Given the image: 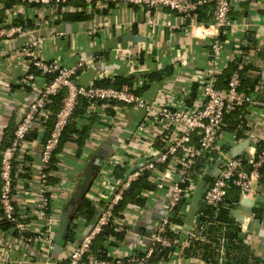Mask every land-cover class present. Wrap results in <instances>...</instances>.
Instances as JSON below:
<instances>
[{
  "label": "crops",
  "instance_id": "0c3cea01",
  "mask_svg": "<svg viewBox=\"0 0 264 264\" xmlns=\"http://www.w3.org/2000/svg\"><path fill=\"white\" fill-rule=\"evenodd\" d=\"M75 10L72 4L42 6L0 0V27L14 21L26 24L22 33L0 38V150L6 138L5 132L13 130L43 82L36 75L30 86L21 88L17 84L30 66L21 46L25 41L40 37L38 54L41 60L57 61L66 68L75 66L80 59L84 60L76 77L77 82L83 85L102 78L113 79L118 75L129 77L141 88L146 82V73L170 67L169 74L152 81L140 93L156 107L170 104L176 109L183 106L197 109L204 100L203 81L209 77L217 79L230 61L240 59L242 65L248 66L249 74L259 79V86L249 94L252 102L245 108L246 129L241 130L243 138L238 139L235 129L226 126L217 140L219 151H213L212 162L222 157H234L236 152L233 148L244 141L248 146L239 153V157L244 155L249 161L253 159L257 142L264 140V0H231V24L223 30L225 41L222 50L214 56L209 54V43L218 37L219 30L206 26L193 34L187 19L169 9H140L117 3L87 4L85 10L91 16L89 19H65V12ZM126 34L141 36L144 40H118L119 36ZM194 84L196 94L191 98ZM189 99L190 104L186 102ZM46 120L36 119L15 158L16 175L25 172L28 175L18 178L13 201L18 222L24 226L21 231L35 235L51 227L53 247L46 249L45 243L38 239L26 241L13 235L12 230H0V264H67L71 251L81 242L89 226L84 219L76 218L63 245L56 243L55 238L64 212L73 209L76 185L81 182L86 170H93L86 197L100 209L105 203L101 196L111 197L114 193L117 181L113 176L115 166H124L127 175L133 166L153 162L161 151L155 146L156 140L166 131L164 124L156 122L153 117L145 120L144 111L135 106H111L108 103L88 106L86 114L78 122L80 125L90 124L87 138L81 147L73 139L62 146L57 155L56 169L50 173L54 179L49 191L50 210L47 216H38L35 212L39 209L40 187L36 173L42 166ZM143 121L145 125L139 129ZM166 138L167 144L171 136ZM162 165L155 163L150 169L158 186L146 193L145 204H129L123 215L114 219L116 226L125 229L122 239L116 244H111L112 238L105 242L106 254L112 260L110 264H207L196 257H184L177 249L166 261H129L138 252L144 253L164 215L168 189L176 173L170 162ZM257 179L258 176L254 179L253 191L242 196L232 210L239 211L248 221L245 231L243 224L239 223L240 238L248 243L258 264H264V212L261 218L254 217L255 209L264 208V183H259ZM244 197L252 203L251 211L244 209ZM186 207L181 206L182 212ZM231 212L232 219L237 221ZM169 228L180 238L188 236L189 232L183 225L171 223ZM205 232L206 228H203L202 238L207 239ZM232 264L244 263L232 261Z\"/></svg>",
  "mask_w": 264,
  "mask_h": 264
},
{
  "label": "built area",
  "instance_id": "2783aa9c",
  "mask_svg": "<svg viewBox=\"0 0 264 264\" xmlns=\"http://www.w3.org/2000/svg\"><path fill=\"white\" fill-rule=\"evenodd\" d=\"M17 3L36 4V5H61L70 1H82L88 5H103L106 3H117L129 5L142 9L156 10L158 8L169 9L187 19L190 32L195 34L197 31L206 26H211L214 29L228 27L231 24V0H14ZM204 3L212 4V18L208 23L197 22L195 20L194 11ZM150 24L153 20H149ZM37 24V23H36ZM23 25L13 24L9 22L7 25L0 27V38H10L22 33ZM41 38L25 41L21 46V51L27 56L30 64H33L40 70L39 78L43 82L38 89L36 97L22 111L14 130L13 137L10 143L0 150V204L3 214L6 219L14 224V227L21 231L24 226L18 222L15 215V206L13 204L12 194V164L17 154L26 140L27 135L33 129L34 123L38 118H46L48 111L46 103L48 97L65 89L66 94L62 99L60 109L58 110L53 127L43 142L41 154V169L36 173V178L39 184V209L35 212L36 215L47 216V208L50 205L51 199L49 191L51 185L47 181V173L44 168L47 165L52 152L57 148L61 132L73 108L77 102L78 96H83L89 106H95L101 103L109 105L121 104L127 106H135L144 111V119L153 117V119L164 124L166 130L172 131L167 135L171 136L170 141L165 144L164 150H161L153 162H147L141 165L132 173L125 175L123 178L117 179L114 193L111 197L101 196L105 199V203L99 213L94 225L87 231L81 242L70 253L67 264H110L111 261L99 259L90 252V245L94 237L102 231V229L113 222V207L121 199L122 194L127 190L132 181L136 180L143 169H152L155 163L164 164L170 162L174 168L176 177L170 184L168 189V202L164 211V215L159 220L155 230L151 235V241L148 247L144 250L142 256H133L129 258L130 262L140 263L146 262L147 258L153 251V246L156 244L162 247H173L174 251L182 255L184 248L189 245L187 237L180 238L168 234L170 230V219L173 217L179 203L184 200L189 203L192 191L201 173H196L190 176L189 173L196 164L199 158H206L208 164L213 161V151L218 150L217 140L222 133L224 125V117L227 113L235 110L237 106L243 103H251L252 97L249 94L239 92L240 78L237 71L233 72L228 78L224 88L216 85V79L209 77L205 79L201 85L204 100L201 105L190 110L189 107L183 106L176 109L170 104H164L156 107L152 103L146 101L141 94L137 93L139 89L138 83L131 85L123 84L120 88L112 86H100L95 83L90 85L79 84L76 80L77 73L80 67L84 65V60L72 67L66 68L61 66L57 61H43L39 58V47ZM211 56L220 53L224 46V41L215 38L209 43ZM46 75H53L50 81L46 80ZM35 76L26 73L25 76L19 79L17 83L21 88L30 86L35 80ZM144 80V78H143ZM142 82V78L140 79ZM145 121L138 126L143 129ZM194 135L197 136L194 139ZM257 160L251 159L249 163L253 165L252 170H247L240 158L226 157V160L220 165V173L214 178L203 195L201 204L195 217V224L199 222V216L202 214V209L208 205L218 206L223 202L227 190L231 185L238 187L242 196L253 191V183L257 173V167L264 160V147L257 156ZM206 165V166H207ZM205 169V168H204ZM194 185V187H193ZM203 206L201 209L200 207ZM125 228L116 226L115 230L122 231ZM169 229V230H168ZM26 241L38 239L45 243L46 249L53 247V232L51 227H46L41 233L22 237ZM224 245L220 248L222 255L225 246L228 244L223 241ZM173 251V254H174ZM172 254V255H173ZM220 262L222 258L220 257Z\"/></svg>",
  "mask_w": 264,
  "mask_h": 264
},
{
  "label": "trees",
  "instance_id": "16d2710c",
  "mask_svg": "<svg viewBox=\"0 0 264 264\" xmlns=\"http://www.w3.org/2000/svg\"><path fill=\"white\" fill-rule=\"evenodd\" d=\"M14 1V0H13ZM9 4V3H7ZM74 5L77 10L73 12H65L64 17L67 20L71 21H82L87 20L91 16L86 13V6L82 1H73L67 2L61 5ZM195 20L197 22H206L208 23L212 18V4L211 3H204L196 8L194 11ZM22 22V21H21ZM19 21H14L13 24H21L23 27H26V24H23ZM226 27L221 28L219 30V38L225 41V37L222 34L223 30ZM246 48V47H245ZM248 66L242 65L240 59H233L230 61L224 71L217 76L216 85L218 87L224 88L228 78L232 75L233 72L237 71L240 83H239V92L243 94H251L254 92L257 87L259 86V79L255 76H252L248 72ZM171 72V68L167 67L164 70L159 71H151L144 75L146 82L144 85L137 89V93H142L152 81L160 80L165 74H169ZM28 73L33 75H39L40 70L36 68L33 64H30ZM53 78V75H46V80L50 81ZM132 80L129 77L123 76H115L113 79L110 78H102L97 80L93 83L100 85V86H112L115 88H120L123 84L131 85ZM92 83V84H93ZM195 84L193 86V90L191 92V98H194L196 94ZM66 91L62 89L57 93L50 95L48 97L46 103V109L48 111L47 120L45 122L46 127V137H48L53 124L55 122V117L60 109L62 99L65 96ZM190 104V99L186 101ZM248 103H243L237 106V108L229 113H227L224 117V125L223 129L227 126V128L235 129L237 138H243V131L246 129L245 125V113H246V106ZM89 104L88 101L83 96H78L77 102L73 108L71 115L69 116L67 123L65 124L63 131L61 132L59 143L57 148L52 152L50 159L45 166L44 170L47 173V181L51 185L54 179L51 176V171L56 169V162H57V155L61 150L62 146L68 141L73 139L78 147H81L87 138V135L90 131V124H78V122L84 117L87 112ZM244 120V121H243ZM229 124V126H228ZM237 126H241V128H237ZM222 129V130H223ZM14 130V128H13ZM13 130L9 132H5L1 150L7 146L12 137H13ZM171 129H168L163 133L155 146L158 147L160 150H164V146L166 144L167 138L166 136L171 132ZM29 135H27L28 137ZM26 137V138H27ZM45 137V138H46ZM197 136L194 135V139ZM264 147V140L257 142L256 144V151L253 157V160L256 161L258 158V154ZM242 162L244 163L247 170H252L253 165L249 163L248 159L241 155L239 157ZM208 164L206 158H199L190 171L189 175L193 176L196 173H201L206 165ZM167 165V162L164 163L162 166ZM162 168V167H161ZM258 179L259 183H264V160L257 168ZM28 170V169H27ZM26 170V171H27ZM16 162L13 161L12 164V194H14V187L20 177H27V172L24 174L19 173L16 175ZM126 168L124 166L116 165L113 170V176L117 179L123 178L125 176ZM91 185V180L89 181L86 187V193L89 190ZM158 186L157 182L153 179V173L150 169H143L141 171L140 176L131 182L129 188L125 190L122 194V199L113 207V222L105 226L101 232H99L91 242L90 245V252L94 254L99 259H105L112 261L111 258L106 254L105 242H107L108 238H112L111 244H116L117 241H120L123 237V230L117 231L115 230L114 219L121 217L127 205L135 204L138 206H143L146 200V193L150 191H154ZM86 193L80 198L77 204L72 209L73 218L66 222L63 238L60 240L59 245H63L66 239L69 237L72 226L74 225V220L76 218H82L86 221V225L89 226L90 230L94 225L99 213L101 212L102 207L99 209L96 205H94L91 200L86 197ZM50 196V194H49ZM242 199V193L240 189L234 185H231L226 193V196L218 206L208 205L202 209V214L199 216V222L194 225V227L188 233V241L189 245L184 248L183 256L187 258L196 257L200 259L202 262L207 264H232V261H236L239 263L244 264H258L256 257L250 251L248 247V243L241 240L240 238V230L241 225L239 222L232 219L231 211L234 207L240 203ZM102 203V202H101ZM15 206V202L13 201ZM184 200H182L179 205L177 206L173 217L170 219V223L183 225L184 222V214L182 212L181 206L186 205ZM50 210V205L47 208V212ZM264 212L263 209H255L254 210V217L261 218ZM15 215L18 218V213L15 207ZM206 228L207 239L202 238V230ZM0 230H12L13 235L21 236V237H28L31 234L19 231L14 227V224L5 218L2 210V206L0 204ZM169 230V229H168ZM204 233V234H205ZM170 235L177 236V234L169 231ZM224 239L225 243L228 245L225 246L223 257L224 261L220 262V248L224 245L222 242ZM174 248L173 247H162L159 244L153 246V251L151 252L150 256L147 258L146 262H155V261H166L168 260L173 254ZM142 252H138L136 256H142Z\"/></svg>",
  "mask_w": 264,
  "mask_h": 264
},
{
  "label": "water",
  "instance_id": "95a60500",
  "mask_svg": "<svg viewBox=\"0 0 264 264\" xmlns=\"http://www.w3.org/2000/svg\"><path fill=\"white\" fill-rule=\"evenodd\" d=\"M126 40V41H142L144 40L143 37L133 35V34H126L123 36H119L118 40L120 39ZM248 144L246 141L241 142L237 146L233 148V151L236 152L235 156L233 158H239V153L247 147ZM226 160V157L218 158L211 164L207 165L202 172V174L199 176L196 185L192 191L191 198L189 203L187 204L185 214H184V222H183V228L186 232H189L195 225V217L197 214V211L199 209V206L201 204L203 195L208 190L212 180L216 178L220 173V165ZM141 165H135L132 168H130L127 171V174L132 173L134 170L138 169ZM93 176V170L91 168H88L83 175V178L81 182L77 183L76 190H75V202L72 203V206L77 204V202L80 200V198L86 193V187L91 180ZM242 204L245 206L246 211H251L252 209V203L249 201L248 198L244 197L242 200ZM234 213V216L237 217V221L241 224H243V231L246 230V226L248 221L244 220V216L240 215V212L237 210H232ZM73 218L72 211L69 212L66 210L61 218L60 226L58 229V234L56 235L55 242L59 244L60 240L63 238L64 228L66 225V222L68 220H71ZM256 223H260V220H256ZM89 229V227H88Z\"/></svg>",
  "mask_w": 264,
  "mask_h": 264
},
{
  "label": "rangeland",
  "instance_id": "374dc122",
  "mask_svg": "<svg viewBox=\"0 0 264 264\" xmlns=\"http://www.w3.org/2000/svg\"><path fill=\"white\" fill-rule=\"evenodd\" d=\"M193 187H194V185H193Z\"/></svg>",
  "mask_w": 264,
  "mask_h": 264
}]
</instances>
